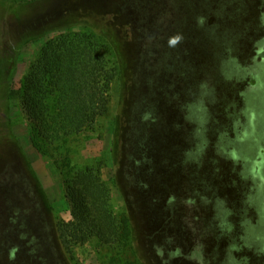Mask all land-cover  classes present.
I'll use <instances>...</instances> for the list:
<instances>
[{
    "label": "rangeland",
    "instance_id": "1",
    "mask_svg": "<svg viewBox=\"0 0 264 264\" xmlns=\"http://www.w3.org/2000/svg\"><path fill=\"white\" fill-rule=\"evenodd\" d=\"M122 1L0 0V264H69L56 224L71 220L61 156L39 155L31 141L33 126L19 104H9L2 83L13 78L18 89L43 43L60 34L58 28L72 13L87 14L83 2L97 15V9ZM244 2L250 11L259 4ZM215 3L137 0L131 26L128 17L121 18L120 27L112 24L124 70L113 83L110 112L93 131L67 144L72 167L101 171L112 189L113 208L133 218L142 263L131 256L132 264H264V112L258 99L264 25L247 34L245 23L256 26L259 20L253 21L255 13L236 15V9L231 17L207 20L210 27L219 23V31L229 29L234 38L242 73L225 78L211 56L210 40L197 42L196 19L207 17ZM105 15L103 21L111 24L107 15H112ZM14 58V69L6 72ZM199 90L195 105L202 110L181 117ZM159 136L167 139L159 143ZM146 137L154 141L148 142L150 150L159 154L148 158L155 165L144 164L150 188L141 197L137 162ZM251 143L254 151L239 159L238 145ZM178 146L183 156L177 161ZM34 248L40 249L36 259L29 255ZM77 255L81 264H98V256L112 253L89 244Z\"/></svg>",
    "mask_w": 264,
    "mask_h": 264
},
{
    "label": "trees",
    "instance_id": "2",
    "mask_svg": "<svg viewBox=\"0 0 264 264\" xmlns=\"http://www.w3.org/2000/svg\"><path fill=\"white\" fill-rule=\"evenodd\" d=\"M257 1L258 6H254L250 11L249 8L247 10L244 0H214L216 3L209 6L208 16L200 15L196 19V26L201 30V37L197 42L205 38L210 40L211 56L219 64L220 74L225 78L238 77L242 73L238 59L234 57V38L229 29L219 31V23L215 22L210 27L207 20L210 17L216 21L225 16L231 17L234 9L236 15L243 13L245 18L247 14L255 13L253 21L258 19L259 23H256V26L251 22L245 23V31L247 30L248 34L252 28L256 30L264 25V16L262 17L261 13L264 0ZM136 5L137 0H123L114 8L111 5L97 9L99 13L94 15L89 12L90 4L83 2L82 9L86 10L87 14L77 16L72 13L66 19L68 21L65 20L58 28L60 34L43 43L37 62L30 66L28 74L20 82V87L14 89L13 78L7 77L8 80L2 83L9 104H19L28 122L33 126L31 141L39 155L54 158L56 152L62 158L71 220L57 222L56 236L69 264H81L77 250L89 244L107 248L112 253L108 258L98 256V264H132L131 256L142 263L140 252L135 246L136 231L133 218L126 210L116 211L113 208L112 189L102 180L101 171L94 168L77 170L72 167L67 150L71 138L86 131H93L98 121L110 112L112 86L124 70L121 43L117 41V31L112 24L119 26L121 18L128 17V25L131 26L133 18L137 19L138 16ZM106 13L112 15H107L111 24L103 21ZM257 13H261V18H258ZM46 33H52V30H47ZM36 40L40 41L38 38ZM110 57H114L116 62ZM15 64V58L11 59L5 66L6 72L13 70ZM3 70L4 68L0 69L1 75L4 74ZM165 72L170 73L171 69ZM211 95L213 97L214 94ZM200 100L199 90L193 94L194 104L182 108L181 117H186V113H192L193 110L196 113L202 110V107L195 105ZM6 119L10 125L9 115ZM261 126L260 132L264 134V124ZM177 131L179 134V128ZM144 136L145 134L141 137ZM146 139L147 145L139 155L140 161L137 162L141 197L150 188V181L144 176V164L155 165L148 158L159 154L158 150L153 152L149 148L148 142L152 144L154 141L149 137ZM166 139L165 136H159L157 140L160 143ZM254 140L259 142L260 139L255 137ZM254 144L251 143L248 147L238 145V158L243 159L244 152L249 149L254 151ZM156 145L158 144H154L157 148ZM176 150H179L178 161L183 156L181 146L176 147ZM177 161L173 168L174 173L178 166ZM165 181L166 178L163 177L164 185ZM39 250L31 249V258H38ZM22 257L21 255L20 259Z\"/></svg>",
    "mask_w": 264,
    "mask_h": 264
},
{
    "label": "flooded vegetation",
    "instance_id": "3",
    "mask_svg": "<svg viewBox=\"0 0 264 264\" xmlns=\"http://www.w3.org/2000/svg\"><path fill=\"white\" fill-rule=\"evenodd\" d=\"M262 84L264 86V81ZM258 99H260V103H261L260 108L262 107L259 110V112H261V110L264 112V88H262V86H261L260 90L258 91ZM263 120H264V114H263Z\"/></svg>",
    "mask_w": 264,
    "mask_h": 264
}]
</instances>
